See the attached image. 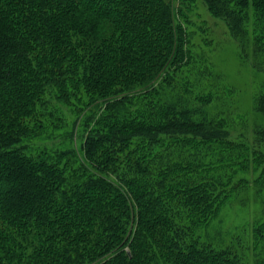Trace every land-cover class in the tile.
Wrapping results in <instances>:
<instances>
[{"label": "trees", "instance_id": "16d2710c", "mask_svg": "<svg viewBox=\"0 0 264 264\" xmlns=\"http://www.w3.org/2000/svg\"><path fill=\"white\" fill-rule=\"evenodd\" d=\"M197 2L262 76L264 120V0H0V264H245L199 231L239 172L261 190L264 127L234 139L212 112Z\"/></svg>", "mask_w": 264, "mask_h": 264}, {"label": "rangeland", "instance_id": "374dc122", "mask_svg": "<svg viewBox=\"0 0 264 264\" xmlns=\"http://www.w3.org/2000/svg\"><path fill=\"white\" fill-rule=\"evenodd\" d=\"M187 20L186 28L194 51L202 52L212 73L220 77L216 95L221 101L219 99L212 105V112L222 111L220 105L225 106L232 123V138L241 133L249 143L253 142L254 127H264V120L253 113V98L262 76L240 62L237 45L225 26L213 19L201 3L197 2L187 11ZM205 81L209 83L211 80ZM253 144L264 153V143ZM261 169L253 170L249 176L246 173L249 174L250 170L239 172L236 178H245L247 185L235 191L218 218L199 231L203 239L214 246L233 247L245 264H254L256 259L264 258V241L256 242L252 235L253 225L264 221V182L260 184L261 190L252 182L261 175ZM257 190H260L258 196Z\"/></svg>", "mask_w": 264, "mask_h": 264}, {"label": "water", "instance_id": "95a60500", "mask_svg": "<svg viewBox=\"0 0 264 264\" xmlns=\"http://www.w3.org/2000/svg\"><path fill=\"white\" fill-rule=\"evenodd\" d=\"M128 254H129V252H128Z\"/></svg>", "mask_w": 264, "mask_h": 264}]
</instances>
